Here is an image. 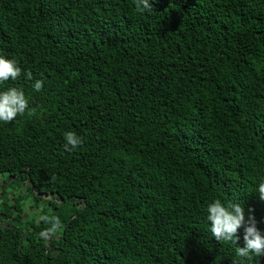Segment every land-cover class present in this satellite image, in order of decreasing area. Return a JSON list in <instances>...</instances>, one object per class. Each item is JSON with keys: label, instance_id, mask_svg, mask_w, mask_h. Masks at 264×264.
<instances>
[{"label": "trees", "instance_id": "16d2710c", "mask_svg": "<svg viewBox=\"0 0 264 264\" xmlns=\"http://www.w3.org/2000/svg\"><path fill=\"white\" fill-rule=\"evenodd\" d=\"M149 3L0 0V91L36 109L0 122V264H264L206 219L239 203L264 233V0Z\"/></svg>", "mask_w": 264, "mask_h": 264}, {"label": "clouds", "instance_id": "9594fccd", "mask_svg": "<svg viewBox=\"0 0 264 264\" xmlns=\"http://www.w3.org/2000/svg\"><path fill=\"white\" fill-rule=\"evenodd\" d=\"M135 9L138 13H151L152 4L149 0H135ZM28 80H32L31 72L23 73ZM22 75V69L14 59H7L0 55V83L8 80H17ZM43 80H35L32 87L39 92L43 88ZM27 112L29 116L36 114L35 108L29 107V100L23 89L9 87L0 91V122H11L18 115ZM65 151H72L81 146L83 139L74 132L64 134ZM256 193L261 201H264V178L257 187ZM206 219L210 222V232L217 241H231L236 243L239 240L238 231L243 228V246H237L236 256L250 259L252 255L256 257L264 256V233L256 226V220L252 215L245 219L244 210L239 203H229L225 206L220 199H215L206 207ZM45 223L50 227L39 233L41 239H48L62 228L58 217L42 216ZM237 264V261H233Z\"/></svg>", "mask_w": 264, "mask_h": 264}, {"label": "rangeland", "instance_id": "374dc122", "mask_svg": "<svg viewBox=\"0 0 264 264\" xmlns=\"http://www.w3.org/2000/svg\"><path fill=\"white\" fill-rule=\"evenodd\" d=\"M2 178H3V177H2V176H0V180H2ZM25 204L27 205V204H28V202H25ZM24 220H25V216L21 218V222H23Z\"/></svg>", "mask_w": 264, "mask_h": 264}, {"label": "water", "instance_id": "95a60500", "mask_svg": "<svg viewBox=\"0 0 264 264\" xmlns=\"http://www.w3.org/2000/svg\"><path fill=\"white\" fill-rule=\"evenodd\" d=\"M42 197H47L46 195H41Z\"/></svg>", "mask_w": 264, "mask_h": 264}]
</instances>
